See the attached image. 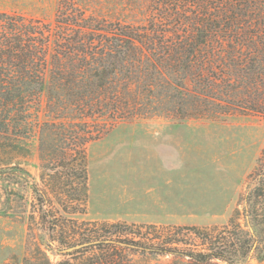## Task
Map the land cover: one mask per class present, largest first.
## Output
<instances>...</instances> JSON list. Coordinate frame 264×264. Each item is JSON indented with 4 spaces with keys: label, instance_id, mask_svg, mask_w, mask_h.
Masks as SVG:
<instances>
[{
    "label": "trees",
    "instance_id": "obj_1",
    "mask_svg": "<svg viewBox=\"0 0 264 264\" xmlns=\"http://www.w3.org/2000/svg\"><path fill=\"white\" fill-rule=\"evenodd\" d=\"M43 95L51 118L38 130L44 156L62 163L64 172L54 174L58 187L65 177L76 175L81 181L74 195L69 188L54 194L58 199L76 196L86 204L87 145L107 133L91 129V124L117 125L164 111L178 123L189 117L220 119L234 112L264 115V0H148L139 24L87 16L75 0H60L52 23L0 10V151L13 153L15 141L21 147L32 134L34 109ZM77 119L83 128L76 143L43 148L47 131L62 138L66 130L58 126L69 128L68 121ZM263 168L259 160L252 189L246 198L242 195L250 206L246 221L251 234L239 224L228 233L178 228L171 237L147 244L127 232L130 226L115 223L96 230L86 246L79 243L80 250L67 256L96 249L92 257L78 258V264H113L102 255L117 247L112 239L124 235L117 243L189 258L193 264L214 259L243 264L252 252H264V202L259 209ZM34 192L42 217H50L51 237L69 247L55 238L60 226L51 196L36 186ZM47 205L50 210L45 212ZM184 231L203 248L176 238ZM259 259L264 261V255Z\"/></svg>",
    "mask_w": 264,
    "mask_h": 264
},
{
    "label": "rangeland",
    "instance_id": "obj_2",
    "mask_svg": "<svg viewBox=\"0 0 264 264\" xmlns=\"http://www.w3.org/2000/svg\"><path fill=\"white\" fill-rule=\"evenodd\" d=\"M75 1L87 16L139 24L148 0ZM59 3L0 0V10L52 23ZM46 101L43 95L36 105L34 131L21 147L15 141L13 153L0 151V264H78V258L92 257L96 249L81 256L67 255L80 250L79 243L86 246L84 242L96 230L115 223L130 226L132 230L127 232L137 239L143 237L147 244L157 242L158 237H171L178 228H216L228 233L239 224L244 232H253L246 221L250 206L242 195L246 198L252 189L249 184L259 160L264 167V115L234 112L220 119L189 117L178 123L172 113L164 111L117 125L91 124V129L107 133L87 145L89 192L82 204L76 196L69 200L54 194L69 188L74 195L81 181L76 175L65 177L58 187L54 174L64 172L62 163L44 156L38 130L51 120ZM66 126L69 128L58 126V130H66L62 138L47 131L43 148L76 143L83 127L78 119ZM66 137L70 140L65 141ZM35 186L51 196L60 226L55 238L69 247L51 237L47 229L50 217H42ZM263 202L264 197L259 209ZM44 210L49 211L50 206ZM183 233L176 238L197 250L203 248L198 238ZM116 238L112 240L117 247L102 255L113 264H193L189 258L152 254L117 243L124 235ZM261 255L264 252H252L243 264H264ZM208 264L229 263L214 259Z\"/></svg>",
    "mask_w": 264,
    "mask_h": 264
},
{
    "label": "water",
    "instance_id": "obj_3",
    "mask_svg": "<svg viewBox=\"0 0 264 264\" xmlns=\"http://www.w3.org/2000/svg\"><path fill=\"white\" fill-rule=\"evenodd\" d=\"M71 250H74V249H69V250H67V251H71Z\"/></svg>",
    "mask_w": 264,
    "mask_h": 264
}]
</instances>
